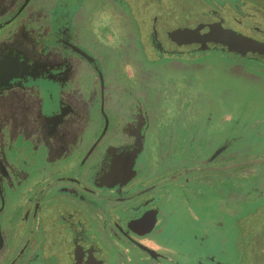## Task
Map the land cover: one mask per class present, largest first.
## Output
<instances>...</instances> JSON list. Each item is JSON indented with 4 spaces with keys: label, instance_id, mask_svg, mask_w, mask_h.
I'll list each match as a JSON object with an SVG mask.
<instances>
[{
    "label": "flooded vegetation",
    "instance_id": "1",
    "mask_svg": "<svg viewBox=\"0 0 264 264\" xmlns=\"http://www.w3.org/2000/svg\"><path fill=\"white\" fill-rule=\"evenodd\" d=\"M255 6L0 0V264H264V192L237 212L210 173L231 155L200 158L182 116L172 147L170 89L139 81L152 64H197L199 45L178 46L175 29L220 23L264 42Z\"/></svg>",
    "mask_w": 264,
    "mask_h": 264
},
{
    "label": "rangeland",
    "instance_id": "2",
    "mask_svg": "<svg viewBox=\"0 0 264 264\" xmlns=\"http://www.w3.org/2000/svg\"><path fill=\"white\" fill-rule=\"evenodd\" d=\"M114 46L107 45L108 55L112 58L119 52L125 58V52L120 50L122 47L119 46L116 53ZM196 60L198 62L194 65L152 64L146 67L150 77L140 74V83L144 81L155 85L158 90L170 89V97L164 99L161 92L160 101L166 116L171 118L173 129L168 133L165 125L166 131L161 134L166 138V133L171 134L172 147L178 145L181 131L177 125H173V120L176 116H182L189 127L187 140L193 138L188 148L198 146V140L203 142L200 158L209 156L214 150L210 156L212 159L225 149L226 156L233 155L236 160L242 161L245 157L248 160L264 158V63L240 56L229 57L218 50L200 52ZM129 67L125 59L120 60L121 70L125 71ZM137 68L144 69L141 64ZM164 101L168 103L164 104ZM212 106L215 113L206 125L205 117ZM209 133L218 134L220 147L206 145ZM217 150L220 152L215 154ZM210 173L224 183L225 191L221 196L230 197L237 212L246 197L264 192V178L259 177L264 175V163ZM229 190L235 191L232 197L228 194Z\"/></svg>",
    "mask_w": 264,
    "mask_h": 264
},
{
    "label": "water",
    "instance_id": "3",
    "mask_svg": "<svg viewBox=\"0 0 264 264\" xmlns=\"http://www.w3.org/2000/svg\"><path fill=\"white\" fill-rule=\"evenodd\" d=\"M207 32L200 31L204 25H197L195 28H179L167 33L168 38L180 45H199L198 51L218 50L234 56L245 58L247 55L264 58V42L258 41L231 29L223 28L220 23L206 25ZM208 44L214 45L212 49ZM219 46L220 48H217ZM217 150L215 154L219 153ZM264 163V158L241 161L228 166L214 168L217 171H226L243 166L258 165Z\"/></svg>",
    "mask_w": 264,
    "mask_h": 264
},
{
    "label": "trees",
    "instance_id": "4",
    "mask_svg": "<svg viewBox=\"0 0 264 264\" xmlns=\"http://www.w3.org/2000/svg\"><path fill=\"white\" fill-rule=\"evenodd\" d=\"M255 4H256V12L259 14V15H263L264 14V0H252ZM222 159H224L222 161ZM221 160V165H227V164H233V163H236V162H239L241 160H236L235 159V156H230V157H222L220 158ZM245 160H248L247 157H245L242 161H245Z\"/></svg>",
    "mask_w": 264,
    "mask_h": 264
}]
</instances>
